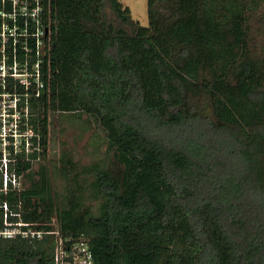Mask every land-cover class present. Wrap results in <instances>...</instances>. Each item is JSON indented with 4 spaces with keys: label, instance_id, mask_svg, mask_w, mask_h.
<instances>
[{
    "label": "trees",
    "instance_id": "1",
    "mask_svg": "<svg viewBox=\"0 0 264 264\" xmlns=\"http://www.w3.org/2000/svg\"><path fill=\"white\" fill-rule=\"evenodd\" d=\"M51 7L50 90L29 97L40 152L17 156L22 189L0 200L83 232L95 264H264V0H146L145 26L120 0ZM58 113L106 144L86 164L61 154V199L38 161ZM53 243L0 238V264H50Z\"/></svg>",
    "mask_w": 264,
    "mask_h": 264
},
{
    "label": "built area",
    "instance_id": "2",
    "mask_svg": "<svg viewBox=\"0 0 264 264\" xmlns=\"http://www.w3.org/2000/svg\"><path fill=\"white\" fill-rule=\"evenodd\" d=\"M51 6L52 0H0V195L22 189L17 156L28 160L33 149L40 152L29 97L50 90ZM19 205L0 200V238L38 240L52 235L50 264H95L83 232H62L54 217L42 223L24 220Z\"/></svg>",
    "mask_w": 264,
    "mask_h": 264
},
{
    "label": "rangeland",
    "instance_id": "3",
    "mask_svg": "<svg viewBox=\"0 0 264 264\" xmlns=\"http://www.w3.org/2000/svg\"><path fill=\"white\" fill-rule=\"evenodd\" d=\"M128 7L131 17L141 25H147L146 0H120ZM256 32V30H254ZM253 44L260 48L264 44V31L256 33ZM48 145L44 157L38 161L45 163L48 170V177L52 192L58 199H61L64 191L63 179L56 174L58 158L63 152H67L77 159L80 164L102 159L105 156V137L102 131L91 122L86 115L77 118L70 113L55 114V122L49 125ZM38 161H34L33 167L37 168ZM97 207L94 206L92 214H97ZM178 226V225H177ZM157 225L152 222L142 230V234H152ZM98 232V229H94ZM93 234V233H91Z\"/></svg>",
    "mask_w": 264,
    "mask_h": 264
}]
</instances>
